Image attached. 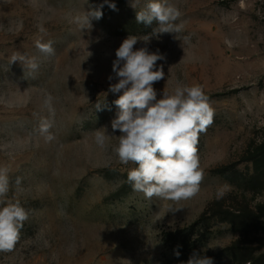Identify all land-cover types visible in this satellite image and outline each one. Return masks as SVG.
<instances>
[{"label":"rangeland","instance_id":"1","mask_svg":"<svg viewBox=\"0 0 264 264\" xmlns=\"http://www.w3.org/2000/svg\"><path fill=\"white\" fill-rule=\"evenodd\" d=\"M112 2L117 10L105 4L102 18L81 30L75 17L103 0H0V167L9 169V198L29 211L20 241L0 252V264H178L164 232L194 225L213 204L239 212L264 202V190L244 180L253 172L245 158L264 142V0H169L180 8L184 29L147 44L166 57L157 62L165 73L153 85L157 99L177 82L199 84L215 112L197 145L201 190L172 211L171 202L133 191L127 172L135 165L120 164L111 152L120 133L110 122L122 94L109 91L117 82L108 79L115 50L129 35L143 39L158 26L136 21L147 0L136 9L129 0ZM38 39L53 41L55 53H40ZM14 53L37 57L39 70L30 74L11 62ZM47 94L55 98L52 142L36 132L48 115L42 108ZM101 128L113 135L105 148L94 140ZM228 166L229 177L217 173ZM221 189L225 194L217 199ZM196 231L206 236L202 252L222 255L219 264H234L224 250L235 243L264 252L257 236L242 237L215 218Z\"/></svg>","mask_w":264,"mask_h":264},{"label":"clouds","instance_id":"2","mask_svg":"<svg viewBox=\"0 0 264 264\" xmlns=\"http://www.w3.org/2000/svg\"><path fill=\"white\" fill-rule=\"evenodd\" d=\"M129 3L136 9L140 0H129ZM105 4L117 10L112 0L91 5L87 11L75 17L81 30L91 29L92 21L102 18ZM181 17L180 8L169 0H147L144 7L136 11V21L145 25L155 21L158 26L143 39L136 35L123 39L115 50L112 62L114 77H108L109 81L113 78L117 80L110 84L109 91L122 93L114 101L118 111L110 122L112 132L120 133L114 135L117 143L111 147V152L120 164L135 165L127 172V183L133 191L142 193L148 200L156 198L171 202L170 211L172 205L193 199L201 190L205 173L197 145L199 136L212 125L215 115L209 96L199 84L177 82L172 90L165 88L162 98L157 99L153 85L165 77L163 66L158 67L157 62L166 57L159 50L149 51L147 44L152 37L159 38L161 34L177 36L181 33L184 29L183 22L178 23ZM36 27L41 33L46 32L42 23ZM140 41L145 46L136 48ZM53 43L38 39L35 46L47 56L55 53ZM16 61L26 65L30 74L40 67L37 57L28 58L24 54L14 53L11 62ZM54 99L51 94L45 96L42 108L48 115L40 118L36 129L45 142L56 139L52 131L56 115ZM96 107L99 109L100 104ZM101 129L96 130L94 140L100 148H105L113 135L108 134L107 128ZM10 184L9 169L0 167V252L15 249L29 219V211L20 201L9 198ZM15 184L19 190L20 177L16 178ZM224 194L223 189L218 190L216 198L220 199ZM175 254L179 256V252ZM187 264H213V259L193 253Z\"/></svg>","mask_w":264,"mask_h":264},{"label":"trees","instance_id":"3","mask_svg":"<svg viewBox=\"0 0 264 264\" xmlns=\"http://www.w3.org/2000/svg\"><path fill=\"white\" fill-rule=\"evenodd\" d=\"M246 162L252 164L253 172L244 176V180L250 185L251 188L264 190V142L258 148L249 152L245 158ZM232 166L222 168L217 171L222 177H229L232 172ZM234 172V171H233ZM256 181L258 184L253 185ZM215 218L217 222L228 223L232 226L235 232H238L242 237L250 238L257 236L259 247H264V202L258 206L256 210L245 211H229L222 210L218 204H213L206 211L202 217L192 226L178 229L172 232H164L163 240L179 252L178 264H187L189 258L193 253L200 256L211 257L213 264H219L222 260L221 254H214L210 252H202L199 245L202 241L204 234L197 235V228L207 220V218ZM229 253L233 258L234 264H264V252L255 253L249 247H243L239 243H235L224 250Z\"/></svg>","mask_w":264,"mask_h":264}]
</instances>
